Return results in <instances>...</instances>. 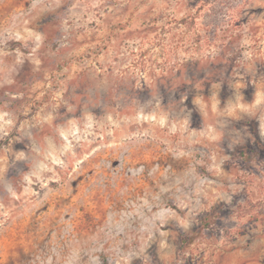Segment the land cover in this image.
Here are the masks:
<instances>
[{"label": "rangeland", "instance_id": "1", "mask_svg": "<svg viewBox=\"0 0 264 264\" xmlns=\"http://www.w3.org/2000/svg\"><path fill=\"white\" fill-rule=\"evenodd\" d=\"M0 264H264V0H0Z\"/></svg>", "mask_w": 264, "mask_h": 264}]
</instances>
